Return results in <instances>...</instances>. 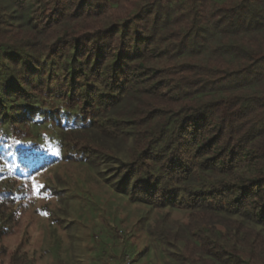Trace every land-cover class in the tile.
Masks as SVG:
<instances>
[{
	"label": "trees",
	"instance_id": "trees-1",
	"mask_svg": "<svg viewBox=\"0 0 264 264\" xmlns=\"http://www.w3.org/2000/svg\"><path fill=\"white\" fill-rule=\"evenodd\" d=\"M36 118L119 193L189 212L152 229L177 264H264V0H0V264L55 161ZM24 244L7 264H37Z\"/></svg>",
	"mask_w": 264,
	"mask_h": 264
},
{
	"label": "rangeland",
	"instance_id": "rangeland-1",
	"mask_svg": "<svg viewBox=\"0 0 264 264\" xmlns=\"http://www.w3.org/2000/svg\"><path fill=\"white\" fill-rule=\"evenodd\" d=\"M40 119L32 123L33 134L26 141L37 142L55 161L33 177L42 186L41 195L32 192L17 232L5 238V264L21 242L37 264H177L174 254L183 240L169 244L152 229L177 232L189 212L154 207L119 193L99 170L69 159L71 151L59 130Z\"/></svg>",
	"mask_w": 264,
	"mask_h": 264
},
{
	"label": "snow or ice",
	"instance_id": "snow-or-ice-1",
	"mask_svg": "<svg viewBox=\"0 0 264 264\" xmlns=\"http://www.w3.org/2000/svg\"><path fill=\"white\" fill-rule=\"evenodd\" d=\"M42 186L39 185V184H36L35 181H33V193L35 195H37L38 197L41 195V193L39 192V189L41 188Z\"/></svg>",
	"mask_w": 264,
	"mask_h": 264
}]
</instances>
